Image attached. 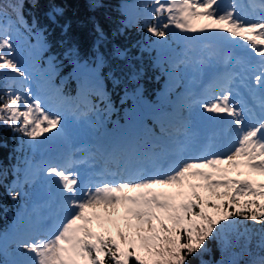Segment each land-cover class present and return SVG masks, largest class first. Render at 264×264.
I'll return each instance as SVG.
<instances>
[{"label": "snow or ice", "instance_id": "6c2138e0", "mask_svg": "<svg viewBox=\"0 0 264 264\" xmlns=\"http://www.w3.org/2000/svg\"><path fill=\"white\" fill-rule=\"evenodd\" d=\"M150 4L144 27L151 36L166 39L170 27L196 34L205 41L201 51L218 59L215 90L185 105L190 113L198 106L207 121L184 120L149 147L109 154L105 163L118 171L100 175L120 179L83 181L77 166L87 160L71 151L26 159L24 183L42 180L44 199L13 239L18 258L11 264H189L208 251L209 239L220 245L215 264H236L229 250L241 241L246 248L254 235L264 251V179L252 178L264 177V0ZM62 13L53 6L48 17L55 22ZM45 32L25 19L24 0H0V124L29 138L34 151L40 138L63 135L62 113L30 87L36 56L49 47ZM237 81L251 104L240 98ZM252 264H264V255Z\"/></svg>", "mask_w": 264, "mask_h": 264}, {"label": "trees", "instance_id": "16d2710c", "mask_svg": "<svg viewBox=\"0 0 264 264\" xmlns=\"http://www.w3.org/2000/svg\"><path fill=\"white\" fill-rule=\"evenodd\" d=\"M121 1L100 0L93 5L90 0H37V6L32 7L30 0H24V10L29 17L35 19L37 26L46 29L45 35L49 45L47 52L63 53L71 47L75 48L81 57L88 59L101 52L107 59V65L116 69L117 80L122 79L126 83H134V77H132L134 74L146 78L148 71L153 68L154 74L146 88L147 91H151L159 85L161 80L158 68L153 63L148 64L149 54L146 55L141 47V39L148 33L144 27L147 17L138 15L137 21L122 28L120 25L124 11L120 6ZM53 6L63 9V13L56 16L55 22L48 17ZM27 21L29 23V20ZM65 25L67 31L64 30ZM61 65H63V71L60 75H67L70 70L72 71V62L65 59ZM52 80L53 83L49 85V88L55 84L58 87L59 78ZM5 83L6 81L0 80V86L4 92ZM7 138L6 129H0V167L6 164L10 153ZM6 179H9L7 167L0 168V227L6 222H1L2 219L8 220L12 213L16 212L19 200L18 197L13 200L9 195L11 188L5 187ZM12 190L18 192L15 188ZM249 227H251V222H249ZM256 229H259L258 225ZM259 240V236L254 235L251 244L246 248L241 241L240 246L229 250L228 258L234 260L236 264H247L257 250ZM206 243L208 251L189 257V264H201V260L215 264L221 259L219 242L209 239Z\"/></svg>", "mask_w": 264, "mask_h": 264}, {"label": "rangeland", "instance_id": "374dc122", "mask_svg": "<svg viewBox=\"0 0 264 264\" xmlns=\"http://www.w3.org/2000/svg\"><path fill=\"white\" fill-rule=\"evenodd\" d=\"M100 0H90V2L95 5ZM143 4H148V8L142 7ZM121 8L124 11V16L122 17V23L121 27L123 28L126 24H130L131 22L137 21V16L140 14H143L145 12L150 13L151 12V4L150 0H122L120 3ZM23 31V29L21 30ZM27 35V34H25ZM184 34L181 33L179 29H174L166 39L158 40L155 38L154 47L157 50L156 53H160L162 51H165L170 44H175L177 40L183 37ZM189 38H184V40L187 41V43H193L195 41L201 40L198 38L196 34H189ZM23 40V38H22ZM21 40V41H22ZM27 52L24 56L27 61H31V58L28 57V49L27 46L24 45ZM85 63V61H84ZM163 64V62H162ZM77 75L81 74V71H75ZM41 85V83H40ZM88 87V86H87ZM94 90L98 91V87H94ZM88 95H93L92 93ZM143 101L145 99L143 98ZM139 111V105L136 106V109L131 111L126 116V119L129 118V116H134ZM35 196V197H34ZM32 194V196L28 197L26 200L22 199L21 205L24 204L23 209L14 216L13 220L10 222L9 226L2 230L0 232V264H11V262L18 258L17 253L15 251V244L13 243V239L18 235L20 229L24 226V223L27 221L35 220L36 216L34 213H31L32 208H36L38 210L37 205H39V201L41 200V196L38 194Z\"/></svg>", "mask_w": 264, "mask_h": 264}]
</instances>
